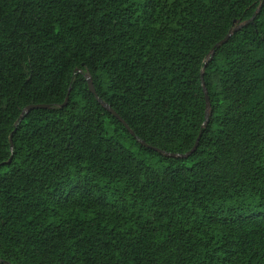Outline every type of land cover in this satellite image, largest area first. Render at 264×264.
<instances>
[{
	"label": "trees",
	"instance_id": "obj_1",
	"mask_svg": "<svg viewBox=\"0 0 264 264\" xmlns=\"http://www.w3.org/2000/svg\"><path fill=\"white\" fill-rule=\"evenodd\" d=\"M0 264H264V0H0Z\"/></svg>",
	"mask_w": 264,
	"mask_h": 264
},
{
	"label": "water",
	"instance_id": "obj_2",
	"mask_svg": "<svg viewBox=\"0 0 264 264\" xmlns=\"http://www.w3.org/2000/svg\"><path fill=\"white\" fill-rule=\"evenodd\" d=\"M243 25H240V26H238V27H236V28H234V29H232L230 32H229V34H228V36L219 44V45H223V44H225L227 41H228V39L232 36V34L235 32V31H237L239 28H241ZM79 73H81V74H84L83 72H82V70H79ZM84 76H85V78H86V81H87V83H88V86H89V89H90V91L95 95V97L97 98V100H98V102L107 110V111H109L112 115H114L119 121H121L124 125H125V127L127 128V130L132 134V135H134V132L130 129V127L123 121V119L111 108V106L110 105H108L107 103H105L101 98H99V96L97 95V93H96V90H95V88H94V84H93V81H92V78H91V76L88 74V73H86V74H84ZM202 85H203V87H204V91H205V95H206V103H207V115L209 116V108H210V98H209V95H208V93H207V90H206V88H205V84H204V79H203V75H202ZM68 101H69V98H67L66 99V101H65V103L63 104V106H66L67 104H68ZM48 108H50V106H48V105H30V106H28L24 111H23V114H22V116L20 117V120H22L23 118H24V116L25 115H27L30 111H32V110H35V109H48ZM139 142L142 144V145H144L145 147H147V148H151V149H153V150H155V151H157V152H159V153H161V154H163V155H165V156H168V157H172V158H182V157H187V156H189L192 152H194L196 149H197V147H198V145H199V139H198V141H197V143H196V145H195V147L192 149V151L190 152V153H188L187 155H180V154H169V153H166V152H164V151H161V150H158V149H156V148H152V147H150L149 145H147L144 141H142V140H139ZM11 149L13 150V143H12V140H11ZM11 160H12V158L8 161V163H10L11 162Z\"/></svg>",
	"mask_w": 264,
	"mask_h": 264
}]
</instances>
